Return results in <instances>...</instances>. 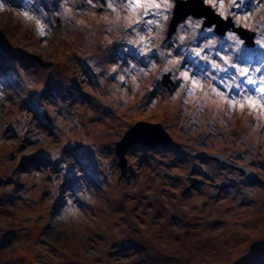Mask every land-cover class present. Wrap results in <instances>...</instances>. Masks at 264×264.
<instances>
[{
    "label": "rangeland",
    "instance_id": "374dc122",
    "mask_svg": "<svg viewBox=\"0 0 264 264\" xmlns=\"http://www.w3.org/2000/svg\"><path fill=\"white\" fill-rule=\"evenodd\" d=\"M57 2L0 0V264H264L259 108L220 101L208 90L211 81L175 91L157 84L166 70L173 78L183 70L167 47L176 4L155 10L146 28L137 25L130 33L129 22L144 19L145 3L61 0L63 11L54 15ZM152 2L165 0H146ZM215 2L217 13L231 15V0ZM251 3L246 23L259 24L255 39L264 40V0ZM187 18L191 24L180 22L173 33L199 38L205 17ZM230 31L203 43L211 40L229 55ZM140 36L154 49L151 63L128 57L137 70L120 72L125 81L113 78L112 69L123 63L113 57L116 42ZM117 54L122 57L118 48ZM139 121L162 123L174 140L131 146L123 173L116 142ZM68 140L94 161L91 182L77 185L82 201L65 183L74 158L67 155L57 168Z\"/></svg>",
    "mask_w": 264,
    "mask_h": 264
},
{
    "label": "snow or ice",
    "instance_id": "6c2138e0",
    "mask_svg": "<svg viewBox=\"0 0 264 264\" xmlns=\"http://www.w3.org/2000/svg\"><path fill=\"white\" fill-rule=\"evenodd\" d=\"M65 2L71 3L72 0H65ZM131 2L133 7L139 6L142 3L146 4L143 8L144 19L138 18L129 22L127 30L130 33H134L137 25H143L144 28L147 27L151 22L147 18L154 15L155 10L163 7L165 10L170 11L178 3V0H165L163 5L155 2L146 3V0H131ZM102 3L105 6L111 7L109 0H102ZM200 3L208 6L213 12L219 7V3L215 2V0H200ZM57 9L54 15H57V12L62 13L63 11L61 0L57 2ZM251 9V0H231L227 9L231 15L218 14L222 19H226L232 24V30L228 33L233 42L232 47L228 49L229 55H224L222 51L216 50L215 44L211 40L203 43L208 36L216 35L217 29L213 25H209L208 29L201 27L199 38H196L194 35H188L187 37L176 36L169 29L167 47L174 48V51L169 52L168 55L175 56V64L179 69H183L180 71L179 76L175 78L172 77L171 72L166 70V81L171 83L175 79V83L172 84L173 91L181 85L187 89H192L202 87L203 81H211L207 85L208 90L219 97L220 101L229 106H238L241 109L245 108L246 105L252 109L259 108L261 114L264 115V40L257 41L255 39L258 34L255 28L260 27L259 24L254 27L252 24L246 23L250 18ZM100 10L103 11L104 8L101 7ZM24 14L28 15L27 12ZM57 18L59 19L60 17L57 16ZM261 23H264V21ZM189 24H191V21L188 20L186 14L181 19V25L186 27ZM245 30L251 32V37L244 34ZM220 34L222 37L225 36L223 32ZM259 34L264 35V29ZM121 39L124 43H120V41L116 42V46L113 47V57L116 60L122 59L123 63L112 69L113 78H116L120 72H125L126 69H130L133 72L137 70L136 66L129 62L128 57H131L132 60H138L140 64L147 66L151 63L148 57L155 54L154 49L144 46L147 42L144 36L131 41L125 37ZM125 44L128 45L127 48H125ZM188 45H196V47H188ZM117 48L119 49V53H122V57L121 54H117ZM221 48H223V44H221ZM156 59H160V57L157 55ZM218 60L221 62L218 63ZM234 61L238 63H234ZM244 64H251V70L248 67H241ZM257 64H260L261 67H256ZM253 71L257 73L256 79L252 78ZM14 79L15 77L9 76V80ZM119 80L125 81V76L119 75ZM156 82L158 85L162 83L159 77L156 78ZM257 91L258 96L250 94ZM57 94V90L53 89L52 95L55 96ZM57 139H59L58 136ZM41 150L48 160H52V153L46 152L43 149ZM67 155H71L74 159L71 163L67 164V170L71 175L66 176L65 183L67 187L73 189V194L82 201L83 197L79 194L77 185L81 179H87L91 182L90 176L94 168V161L80 143H73L71 140H68L62 149H60L57 168L61 167L60 161H65ZM62 203L69 204V201L66 200Z\"/></svg>",
    "mask_w": 264,
    "mask_h": 264
},
{
    "label": "water",
    "instance_id": "95a60500",
    "mask_svg": "<svg viewBox=\"0 0 264 264\" xmlns=\"http://www.w3.org/2000/svg\"><path fill=\"white\" fill-rule=\"evenodd\" d=\"M186 14L187 17L192 14L196 17H205L203 28L213 25L217 29L218 34L222 32L226 34L228 31L232 30V24H230L226 19H222L220 15H218L219 13L216 11L213 12L208 6L202 5L200 0H178L170 25L172 32L176 30L177 25L181 22L182 17H184ZM244 34L248 37H251V32L245 30ZM162 82L172 89L173 80L171 83L167 82L166 75H164ZM173 140V137L165 129L162 123H151L148 121L137 122L134 126L128 129L122 139L116 142V154L119 156V164L122 168V172L124 173L127 169L126 152L131 146L141 143L143 145L153 147L159 143H172ZM209 156L239 169L249 178H253L255 176L252 171L246 168L243 164L233 161L228 156L215 153H210Z\"/></svg>",
    "mask_w": 264,
    "mask_h": 264
},
{
    "label": "trees",
    "instance_id": "16d2710c",
    "mask_svg": "<svg viewBox=\"0 0 264 264\" xmlns=\"http://www.w3.org/2000/svg\"><path fill=\"white\" fill-rule=\"evenodd\" d=\"M2 50H4L3 48H0V52H2ZM159 144H162V143H159Z\"/></svg>",
    "mask_w": 264,
    "mask_h": 264
}]
</instances>
